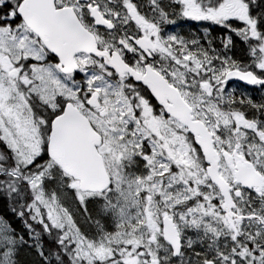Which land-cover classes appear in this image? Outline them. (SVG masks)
I'll list each match as a JSON object with an SVG mask.
<instances>
[{
  "label": "snow or ice",
  "instance_id": "6c2138e0",
  "mask_svg": "<svg viewBox=\"0 0 264 264\" xmlns=\"http://www.w3.org/2000/svg\"><path fill=\"white\" fill-rule=\"evenodd\" d=\"M0 264H264V0H0Z\"/></svg>",
  "mask_w": 264,
  "mask_h": 264
},
{
  "label": "flooded vegetation",
  "instance_id": "af4514ba",
  "mask_svg": "<svg viewBox=\"0 0 264 264\" xmlns=\"http://www.w3.org/2000/svg\"><path fill=\"white\" fill-rule=\"evenodd\" d=\"M147 2V0H145V3Z\"/></svg>",
  "mask_w": 264,
  "mask_h": 264
}]
</instances>
